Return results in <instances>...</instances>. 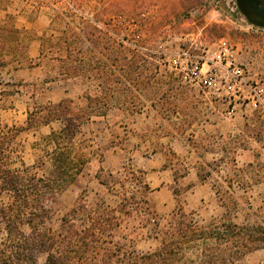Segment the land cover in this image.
<instances>
[{
	"label": "rangeland",
	"instance_id": "rangeland-1",
	"mask_svg": "<svg viewBox=\"0 0 264 264\" xmlns=\"http://www.w3.org/2000/svg\"><path fill=\"white\" fill-rule=\"evenodd\" d=\"M73 2L82 14L107 22L110 31L112 45H95L85 37L76 40L73 55L89 64L84 69L91 70L89 77L65 74L58 60L66 55L63 48L57 49V44H63L58 41L61 31L77 30L81 21L69 0H0V25H9L12 16L16 27L34 37L30 55L19 59L7 56V65L0 71L2 82L14 85H4L7 94L0 101L1 124L25 125L27 111L35 104L69 98L76 107L85 106L87 95L101 92L102 77L91 69L99 59L106 62L109 91L115 94L106 116L82 126L81 136L89 144L91 158L54 202L52 230L59 232L62 218L79 200L105 212L118 209L125 193L142 198L139 211L117 212L120 220L112 240L93 254L107 251L117 257L156 250L162 231L170 227L180 206L196 224L219 220L226 209L218 192L235 198V221H255L257 213L264 210V181L246 191L238 183L229 187L226 178L234 164L241 168L251 164V170L264 176L263 107L203 92L187 83L179 71L171 70L167 61L184 48L201 56L203 50L225 40L254 79H259L264 76V29L248 23L236 8V0ZM42 45L44 53L40 54ZM15 89L16 94H8ZM49 132V127H42L35 134L21 133L14 167H20L21 162L32 164V143ZM169 150L175 156H170L168 163L164 152ZM131 166L144 172L150 192L143 194L134 185L126 189L116 185L110 191L96 177L102 167L117 175ZM174 188L180 190L179 197ZM143 199L151 213L145 211ZM46 256L40 254L38 264H43ZM187 258L188 264H200L196 251L188 252ZM234 264H264V251Z\"/></svg>",
	"mask_w": 264,
	"mask_h": 264
},
{
	"label": "trees",
	"instance_id": "trees-1",
	"mask_svg": "<svg viewBox=\"0 0 264 264\" xmlns=\"http://www.w3.org/2000/svg\"><path fill=\"white\" fill-rule=\"evenodd\" d=\"M68 4L74 15L81 19L80 26L78 31L69 28L61 31L58 41L63 44H57V49L63 48L66 55L57 58L61 60L65 74L89 77L91 70L84 72L89 64L73 55V47L76 40L83 37L95 45H112L108 23L82 14L73 0ZM8 19L9 25H0V71L7 65V56L19 59L29 54L30 42L34 39L27 30L16 27L12 16ZM118 46L122 47V44L119 42ZM134 48L138 53V48ZM39 50L40 54L44 53L43 45ZM76 62H80L78 66ZM106 66L102 59L98 60L97 66H90L102 77V85L100 95L86 96L85 106L78 108L73 100L65 98L56 103L35 104L27 111L25 125L0 123V264H38V256L44 253L47 256L43 264H188L190 251H196L200 264H234L251 253L264 251V210L257 213L253 222H237L232 217L237 205L235 198L230 193L220 192L218 199L226 213L219 220L196 224L180 206L170 227L162 231L160 246L147 253L117 257L107 251L93 254L112 240L120 220L117 212L127 215L133 210L139 211L142 198L136 194H123L118 209L105 212L96 211L84 200H79L62 218L59 232L52 230L54 202L78 178L91 158L89 144L81 136L82 126L95 117L106 116L111 107L110 100L115 97L109 91ZM4 85L14 87L4 84L0 78V101L7 94ZM16 93L15 89L8 94ZM42 127H49L50 132L40 135L32 143V164L21 162L20 167H14L20 134H35ZM164 156L169 163L170 156L175 153L169 150ZM252 166L241 168L234 164L232 173L226 178L228 186L238 183L247 191L253 184L264 181V176L249 168ZM198 176L205 180L201 172ZM96 177L110 191L116 185L124 189L134 185L143 194L151 191L144 172L132 166L125 167L117 175L102 167ZM173 193L179 197L181 192L174 188ZM4 196H7L6 200H3ZM145 209L151 213L148 204Z\"/></svg>",
	"mask_w": 264,
	"mask_h": 264
},
{
	"label": "built area",
	"instance_id": "built-area-1",
	"mask_svg": "<svg viewBox=\"0 0 264 264\" xmlns=\"http://www.w3.org/2000/svg\"><path fill=\"white\" fill-rule=\"evenodd\" d=\"M167 62L171 70L179 71L187 83L203 92L264 109V76L254 79L251 70L225 40L203 50L201 56L184 48Z\"/></svg>",
	"mask_w": 264,
	"mask_h": 264
},
{
	"label": "water",
	"instance_id": "water-1",
	"mask_svg": "<svg viewBox=\"0 0 264 264\" xmlns=\"http://www.w3.org/2000/svg\"><path fill=\"white\" fill-rule=\"evenodd\" d=\"M236 5L249 24L264 29V0H236Z\"/></svg>",
	"mask_w": 264,
	"mask_h": 264
}]
</instances>
